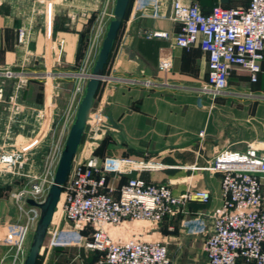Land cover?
<instances>
[{
	"label": "crops",
	"instance_id": "crops-1",
	"mask_svg": "<svg viewBox=\"0 0 264 264\" xmlns=\"http://www.w3.org/2000/svg\"><path fill=\"white\" fill-rule=\"evenodd\" d=\"M173 1H128L90 107L105 117L111 130L94 137L83 133L73 156L127 157L146 163L149 168L128 177L164 184L174 197L186 191L208 192L207 202H187L161 223L169 236L168 255L171 242L185 249L200 245L201 250L211 233L209 213L221 205L219 175L202 168L224 150L241 153L250 144L264 150V74L250 83L244 67H233L224 92L211 101L203 98L198 105L206 59L197 46L187 50L173 46L178 30L170 20ZM177 1L196 3L202 14L214 6L246 4V0ZM112 5L113 0H0V70H22L28 76L11 101L13 80L0 78V152L20 153L24 174L41 168L48 136L62 122L82 62L89 59L85 72L92 66ZM19 29L25 31L23 44L17 39ZM160 56L171 60L165 74L156 68ZM260 65L263 70L264 58ZM45 71L51 73L46 83ZM143 80L155 86L146 89L140 84ZM260 185L264 200V176ZM10 192L11 187H0V264L22 261L13 260L15 249L4 241L16 240L22 226Z\"/></svg>",
	"mask_w": 264,
	"mask_h": 264
},
{
	"label": "built area",
	"instance_id": "built-area-1",
	"mask_svg": "<svg viewBox=\"0 0 264 264\" xmlns=\"http://www.w3.org/2000/svg\"><path fill=\"white\" fill-rule=\"evenodd\" d=\"M170 20L178 25L172 36L173 46L183 50L197 46L205 55L206 72L197 89L198 105L203 98L211 101L224 92L233 67H244L250 83L256 82L258 74H264L260 65L264 58V0H247L244 7L214 6L207 14H202L196 3L184 5L174 0ZM156 35L165 37L162 33ZM17 39L20 44L24 43L23 29L18 30ZM88 62V58L84 60L75 75L77 83L61 113L62 122L48 136L40 173L24 174L20 153L0 152V174L24 180L9 194L16 208L25 215L16 240H4L15 249L13 260H22L24 236L38 218V210L24 201L31 199L40 203L52 183L82 94ZM170 64L169 56H160L156 68L165 74ZM49 77L51 73L45 71V83ZM0 78L13 80L9 101L28 80L22 70L10 69L0 70ZM140 84L146 89L155 86L148 80ZM1 91L0 88V98ZM35 114L41 116V112ZM110 130L100 112L89 110L82 133L94 137ZM261 149L250 144L241 153L224 150L202 168L219 175L221 198L220 207L209 213L211 233L201 246L206 264H264V200L260 185L264 176V150ZM115 162L120 165L114 167ZM146 168L148 164L127 157L99 160L88 154L80 159L72 158L56 207L69 230L82 238L83 249L97 254L98 264H171L167 248L169 236L162 232L161 223L178 213L187 202L208 201V192L204 190L186 191L174 197L164 184L145 183L134 177L120 182L122 176Z\"/></svg>",
	"mask_w": 264,
	"mask_h": 264
},
{
	"label": "water",
	"instance_id": "water-1",
	"mask_svg": "<svg viewBox=\"0 0 264 264\" xmlns=\"http://www.w3.org/2000/svg\"><path fill=\"white\" fill-rule=\"evenodd\" d=\"M128 1L113 0L110 19L106 24L96 57L92 62L90 70L87 72L82 94L77 102L72 122L67 130L51 185L40 203H36L31 199L24 201L26 205L38 210V218L34 224L33 233L21 264H35L37 260L47 227L50 224L59 200L61 187L67 178L72 158L80 143L84 122L98 88L99 78L102 76L103 68L124 17Z\"/></svg>",
	"mask_w": 264,
	"mask_h": 264
},
{
	"label": "rangeland",
	"instance_id": "rangeland-1",
	"mask_svg": "<svg viewBox=\"0 0 264 264\" xmlns=\"http://www.w3.org/2000/svg\"><path fill=\"white\" fill-rule=\"evenodd\" d=\"M46 100H48V97H46ZM40 171L41 169L38 168L32 169V173L36 175ZM0 184V187H11L12 191H14L23 184V180L12 176L5 178L3 174H0ZM24 208L26 209L25 206ZM17 211L21 216L23 225L25 215L18 209ZM33 228L34 225L30 226L24 236L22 242V260L28 248ZM173 240L174 237L172 238ZM57 258H64L70 264H98L92 252L83 249L82 240L78 235L69 230L67 223L60 216L59 208L56 207L52 220L47 227L35 264H55ZM169 259L171 264H206L200 250V245L195 249H185L171 242L169 246Z\"/></svg>",
	"mask_w": 264,
	"mask_h": 264
},
{
	"label": "trees",
	"instance_id": "trees-1",
	"mask_svg": "<svg viewBox=\"0 0 264 264\" xmlns=\"http://www.w3.org/2000/svg\"><path fill=\"white\" fill-rule=\"evenodd\" d=\"M246 3H247V0H246ZM245 6H246V4H245ZM242 7H244V6H242ZM127 177L128 176H122L120 178V182H122L123 180H125V178H127ZM55 264H70V263H68L66 260H64V258H57Z\"/></svg>",
	"mask_w": 264,
	"mask_h": 264
},
{
	"label": "bare ground",
	"instance_id": "bare-ground-1",
	"mask_svg": "<svg viewBox=\"0 0 264 264\" xmlns=\"http://www.w3.org/2000/svg\"><path fill=\"white\" fill-rule=\"evenodd\" d=\"M43 129H44V127L42 128V131H43ZM119 165H120V164L117 163V162L114 163V167H117V166H119Z\"/></svg>",
	"mask_w": 264,
	"mask_h": 264
}]
</instances>
